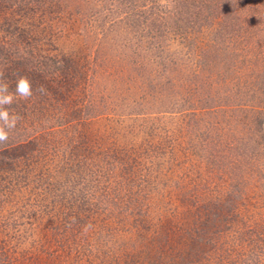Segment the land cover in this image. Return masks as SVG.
<instances>
[{"label":"rangeland","instance_id":"1","mask_svg":"<svg viewBox=\"0 0 264 264\" xmlns=\"http://www.w3.org/2000/svg\"><path fill=\"white\" fill-rule=\"evenodd\" d=\"M0 74V264H264V0H0Z\"/></svg>","mask_w":264,"mask_h":264},{"label":"clouds","instance_id":"2","mask_svg":"<svg viewBox=\"0 0 264 264\" xmlns=\"http://www.w3.org/2000/svg\"><path fill=\"white\" fill-rule=\"evenodd\" d=\"M37 91L43 92V86H40ZM32 95V82L27 76L18 77L14 93L9 91L6 82L0 80V143L8 140L10 131L15 129L20 120V116L6 106L12 105L18 99L27 100Z\"/></svg>","mask_w":264,"mask_h":264}]
</instances>
